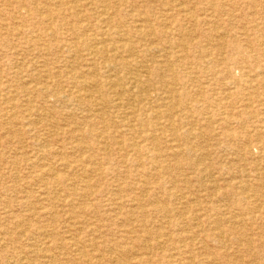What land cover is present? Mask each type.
Wrapping results in <instances>:
<instances>
[{"label": "rangeland", "instance_id": "374dc122", "mask_svg": "<svg viewBox=\"0 0 264 264\" xmlns=\"http://www.w3.org/2000/svg\"><path fill=\"white\" fill-rule=\"evenodd\" d=\"M263 11L264 0H0V264H191L193 258L196 264H264ZM196 22L202 24L197 33L179 31ZM95 37L109 48L147 54L150 69L159 65L156 85L179 91L181 82H171L186 76L187 92L197 100L188 102L205 109L202 115L184 113L180 121L164 102L144 107L118 101L99 78H89L94 70L115 74L89 57L87 41ZM176 42L177 48L169 46ZM148 47L184 55L186 67L168 64L164 52L148 53ZM246 48V55L238 54ZM109 96L115 103H108ZM229 116L234 121L228 125ZM195 122L198 138L175 141L172 133L187 136ZM169 124L176 130L170 132ZM146 133L155 142H146ZM139 144L148 147L142 156L133 150ZM178 145L182 152L172 156ZM135 154L140 161L130 166L126 161ZM200 156L226 169L214 171L222 178L216 179L222 188L216 197L208 189L206 165L194 166ZM194 171L207 179L197 182ZM230 182L247 185L245 196L226 192ZM235 202L241 206H230ZM154 203L168 217L152 209Z\"/></svg>", "mask_w": 264, "mask_h": 264}, {"label": "bare ground", "instance_id": "6f19581e", "mask_svg": "<svg viewBox=\"0 0 264 264\" xmlns=\"http://www.w3.org/2000/svg\"><path fill=\"white\" fill-rule=\"evenodd\" d=\"M123 1V0H122ZM149 1V0H148ZM177 0H172V2H176ZM192 1H194V0H192ZM259 1V0H258ZM45 2V1H44ZM153 3H155V4H157L156 3V1L155 2H153ZM160 3H162V2H160ZM171 3V2H170ZM188 3V2H187ZM263 3V2H262ZM226 4V3H225ZM246 4V3H245ZM248 4V3H247ZM246 4V5H247ZM184 5V4H183ZM182 5V6H183ZM261 5V4H260ZM87 6V5H86ZM86 6H85V8H86ZM174 6V5H173ZM104 7V6H103ZM221 7V6H220ZM253 7V6H252ZM185 8V7H184ZM254 8V7H253ZM256 8V7H255ZM126 9V8H125ZM163 9V8H162ZM194 9V8H193ZM250 9V8H249ZM261 9V8H260ZM86 10H88V9H86ZM89 11V10H88ZM93 11V10H92ZM168 11V10H167ZM193 11V10H192ZM222 10H217V12H221ZM248 11V10H247ZM97 12V11H96ZM160 12V11H159ZM158 12V13H159ZM249 12H251V11H249ZM249 12H247V13H249ZM264 12V11H263ZM150 13V12H149ZM154 13V12H153ZM224 13V12H223ZM222 13V14H223ZM231 13V12H230ZM246 13V14H247ZM164 14V13H163ZM165 14H168V13H165ZM237 14V13H236ZM245 14V15H246ZM260 14V13H259ZM102 15V14H101ZM159 15V14H158ZM225 15V14H224ZM230 15H232V14H230ZM243 15V14H242ZM165 16V15H164ZM91 17V16H90ZM158 17V16H157ZM166 17V16H165ZM169 17V16H168ZM167 17V18H168ZM226 17V16H225ZM232 17V16H231ZM237 17V16H236ZM247 17H248V15H247ZM261 17V16H260ZM229 18V17H228ZM108 19V18H107ZM144 19V18H143ZM157 19V18H156ZM200 19V18H199ZM246 19V18H245ZM262 19V18H261ZM144 21H145V19H144ZM157 21V20H156ZM165 21V20H164ZM200 21V20H199ZM207 20H205L204 22H206ZM227 21V20H226ZM239 21H241V20H239ZM238 21V22H239ZM252 21V20H251ZM85 22V21H84ZM128 22V21H127ZM204 22H203V24H204ZM256 22V21H255ZM139 23H141V22H139ZM201 22H196L195 23V25H194V27H193V29H187L186 28V30L185 29H183V26L182 27H179V31L182 33H184V35L185 36H191V35H193V34H195V33H197V27L199 26L200 27V25H202V24H200ZM262 23V22H261ZM185 25V24H184ZM227 25V24H226ZM204 26V25H203ZM231 26V25H230ZM139 27V26H138ZM212 27V26H211ZM224 28V27H223ZM199 29V28H198ZM200 30H201V28H200ZM202 31V30H201ZM233 29L231 30V31H226L227 33H231V34H233ZM159 32V31H158ZM251 32V31H250ZM87 33H89V32H87ZM264 33V32H263ZM165 34H167V32H163V34L162 35H165ZM222 34V33H221ZM79 35V34H78ZM104 35V34H103ZM132 35V34H131ZM223 35V34H222ZM37 36V35H36ZM157 36H159L158 35V33H157ZM82 37V36H81ZM175 37V36H174ZM210 37V36H209ZM219 37V36H218ZM167 38V37H166ZM189 39V38H188ZM139 40V39H138ZM170 40V39H169ZM89 41H93V43H91V44H89ZM192 42V41H191ZM190 42V43H191ZM113 43V42H112ZM84 44H86V43H84ZM87 44H88V48H89V57H92L91 59L92 60H94V61H100L101 62V64L100 65H102L104 68H106V67H108L112 72L113 71H115V74H113V76L111 77L110 75L109 76H107L106 77V73L104 74V73H98L96 70H94L93 71V73H90L89 72V78H91L92 80H94L93 78H99V82H104V85L106 86V87H108V88H110V90H111V92H110V94H114L116 97H118V101L120 100V101H123V102H130V101H132V100H135V101H137L139 104H141L142 106H144V107H147V106H149L150 104H153V103H159V102H164L165 104H166V106H169V107H171V108H173L175 111H176V114H177V117H179V120L180 121H182V118H180V117H183V115H184V113H189V115H192V114H196L197 116H199V115H202V113L204 112V110L205 109H199V108H197V106L195 105L196 103H189L188 101L189 100H193V101H197V100H195L194 98H193V95L191 96L190 95V93L189 92H187V90H189L188 89V83H189V80L186 78V76H182L181 78H178V79H173L172 81L173 82H171V84L172 85H178V82H181L179 85H180V90L178 91V90H175V89H173V88H170L171 86H169V85H166V84H163L162 82H160L159 80V82H158V85H156V84H154V83H152V79H154V78H156V77H159V65H156V67H155V69H153V66H150L151 67V69L149 68V66L146 64L147 62H146V56H147V54H145V55H143V56H139V55H136L135 53H134V51L133 50H131V48H129V47H116V48H109L107 45H106V43H105V40L104 39H96V37L95 38H89L88 39V41H87ZM212 44V43H211ZM165 45V44H164ZM264 45V44H263ZM169 46H171V47H176L177 48V46H178V43L176 42V43H174V44H172V45H169ZM231 46H235V42H233V44L231 45ZM167 47V46H166ZM133 49V48H132ZM198 49V48H197ZM147 52L148 53H151V52H164L165 53V57L167 58V63L169 64V63H173V65L174 64H176V63H178V62H180L181 64H176V66H178V67H186V63L185 62H183L185 59V56L183 55V56H179L178 54H177V52H175V53H172V54H170L168 51H167V48L166 49H164V48H160V47H148L147 49ZM120 51H123L124 53H127L128 54V58H126L125 56H123L122 54H120ZM79 52V51H78ZM238 52V54H244V55H246L247 53H248V49L246 48V49H244L243 50V52L241 51V52H239V51H237ZM224 53V52H223ZM158 54V53H157ZM17 55V54H16ZM99 60H98V59ZM200 60H201V62L202 63H204V61H203V57H200ZM151 61V60H150ZM96 64V63H95ZM168 64L166 65V66H168ZM198 63H196L195 62V65H197ZM210 65L209 66H212V67H214L213 65H214V63H209ZM199 65V64H198ZM225 65V64H224ZM226 65H228V64H226ZM237 65V64H236ZM96 66V65H95ZM235 66V65H234ZM24 67V66H23ZM247 68V67H246ZM255 68V67H254ZM102 71V70H101ZM166 71H171L170 69H167ZM264 71V70H263ZM105 72V71H104ZM204 71H202V73H203ZM190 73H193V72H190ZM205 73V72H204ZM203 73V74H204ZM249 74V73H248ZM261 74V73H260ZM189 76L191 77V75L189 74ZM216 76L218 77V74H216ZM262 76V75H261ZM250 77V76H249ZM257 77V76H256ZM251 78V77H250ZM46 79V78H45ZM102 79V80H101ZM160 80H161V78H160ZM60 81V80H59ZM95 82H97V83H99L98 81H96V80H94ZM196 82H198V85H200L202 82H201V80L200 79H198V80H196ZM160 83V84H159ZM225 84V83H224ZM228 84L229 85H235V84H237V82L236 81H230V82H228ZM28 86V85H27ZM226 86V85H225ZM244 86V85H243ZM264 86V85H263ZM91 87H93V86H91ZM260 88V87H259ZM258 88V89H259ZM262 88V87H261ZM254 89V88H253ZM264 89V88H263ZM64 90V89H63ZM220 91H221V89H219ZM226 90V89H225ZM228 90V89H227ZM258 91V90H257ZM263 91V90H262ZM252 92H253V90H252ZM195 94H197V97L199 98H206V100H210L209 99V96H203L202 94H203V92H200V93H198V92H196ZM234 94H232L231 92H229L228 93V96L230 97V96H233ZM249 95V94H248ZM256 95V94H255ZM258 95V94H257ZM90 97V96H89ZM192 97V98H191ZM80 98V97H79ZM109 99L111 98V96H109L108 97ZM199 98V99H200ZM85 99V98H84ZM88 99V98H87ZM108 99V100H109ZM107 100V101H108ZM4 101V100H3ZM214 101H215V99H214ZM186 102L187 103H189V104H186ZM108 103H115L114 101H113V99L111 98L109 101H108ZM32 104V103H31ZM131 105V104H130ZM104 106V105H103ZM201 106V105H200ZM237 106V105H236ZM257 107V106H256ZM203 108H205V107H203ZM212 109H213V107H211ZM105 109V108H104ZM96 110V109H95ZM264 112V111H263ZM96 113V112H95ZM213 113V112H212ZM78 114V113H77ZM76 114V115H77ZM247 114V113H246ZM248 114H251V113H248ZM248 114H247V116H248ZM113 115V114H112ZM120 116V115H119ZM209 116V115H208ZM214 116V115H213ZM212 116V117H213ZM246 116V115H245ZM258 116V115H257ZM66 117V116H65ZM37 118V117H36ZM54 118V117H53ZM126 118V117H125ZM153 118V117H152ZM174 118V117H173ZM214 118V117H213ZM216 118V117H215ZM227 118V117H226ZM42 119H43V117H42ZM119 119V118H118ZM22 120V119H21ZM40 120V119H39ZM56 120V119H55ZM122 120V119H121ZM134 120V119H133ZM227 120H228V122H227ZM227 120H226V122H225V124H228L229 125V122H231V121H234V118L233 117H231V116H229L228 118H227ZM249 120V119H248ZM198 121H199V119H198ZM213 120H212V118L209 120V123L208 124H210V125H212L213 124V122H212ZM38 122V121H37ZM57 122V121H56ZM200 122H201V119H200ZM199 122V123H200ZM46 123V122H45ZM61 123V122H60ZM113 123H114V121H113ZM132 123H134V122H132ZM177 123V122H176ZM199 123H197V122H195V123H193V124H191V128L193 129L192 131H190L189 133H188V135L187 136H181V135H179V134H177V133H172V136L174 137V139H175V141H178V142H183V141H188L187 139L190 137V136H194V134H197L195 131H197L198 130V128H197V126H199ZM243 123V122H242ZM187 124V123H186ZM27 125V124H26ZM93 125V124H92ZM115 125H117V124H115ZM179 125V124H178ZM230 125H234V124H230ZM60 126H64V125H60ZM95 126V125H94ZM162 126V125H161ZM174 126V125H173ZM83 127V126H82ZM93 127V126H92ZM227 127V126H226ZM243 127V126H242ZM250 127V126H249ZM63 128H65V127H63ZM107 128V127H106ZM111 128H113V127H111ZM117 128H118V126H117ZM121 128V127H120ZM119 128V129H120ZM185 128V127H184ZM116 129V128H115ZM126 129V128H125ZM130 129V128H129ZM133 129V128H132ZM73 130V129H72ZM176 129L174 128V127H172V125H170L169 124V131L170 132H173V131H175ZM218 130V129H217ZM117 131V130H116ZM168 131V130H167ZM168 131V132H169ZM107 132V131H106ZM260 132V131H259ZM264 132V131H263ZM261 133V132H260ZM102 134V133H101ZM124 134V133H123ZM177 134V135H176ZM96 135V134H95ZM119 135V134H118ZM176 135V136H175ZM198 135H200V134H197V138H198ZM224 135H225V133H224ZM226 135H231L230 134V132L229 131H227L226 132ZM257 135H258V133H257ZM65 136H67L66 134H65ZM64 136V137H65ZM128 136V135H127ZM264 136V135H263ZM99 137V136H98ZM101 137V136H100ZM121 136H119V138H120ZM124 137V136H123ZM131 137V136H130ZM81 138V137H80ZM145 139V141L147 142V140H149V138H152V139H154V142H155V139L156 138H153V136L151 135V134H148V133H146V135H145V137H144ZM36 138H34V140H35ZM67 139V138H66ZM65 139V140H66ZM111 139V138H110ZM257 139V138H256ZM262 139V138H261ZM260 139V140H261ZM151 140V139H150ZM263 140V139H262ZM261 140V141H262ZM67 141V140H66ZM113 141V140H112ZM124 141H126V140H124ZM131 141V140H130ZM248 141V140H247ZM257 141V140H256ZM264 141V140H263ZM58 142V141H57ZM107 142V141H106ZM116 142V141H115ZM132 142V141H131ZM152 142V141H151ZM244 142V141H243ZM74 143V142H73ZM102 143V142H101ZM119 143V142H118ZM123 143V142H122ZM140 143V142H139ZM142 143V142H141ZM144 143V142H143ZM170 143V142H169ZM64 144V143H63ZM68 144V143H67ZM104 144V143H103ZM106 144V143H105ZM107 144H108V142H107ZM134 144H135V142H134ZM245 144V143H244ZM249 144V143H248ZM247 144V145H248ZM122 145V144H121ZM246 145V144H245ZM39 146H41V145H39ZM132 146H133V144H132ZM53 147V146H52ZM79 147H81L82 148V146H79ZM136 147H137V149H136ZM136 147H134L133 148V150H135L136 151V154H140V156H142L141 154H145V152L148 150V147H147V145L145 144H142L141 146H140V144H139V146H137L136 145ZM32 148H33V146H32ZM47 148H49V147H47ZM78 148V147H77ZM122 148H123V146H122ZM121 148V149H122ZM153 148V147H152ZM179 148H180V150H179ZM181 146L180 145H178V147H177V150L179 151H177L176 149H174V148H171L170 149V154L172 155V156H176V155H178L180 152H182L181 151ZM261 151H262V153L264 154V142H263V147L262 148H259ZM107 150V149H106ZM105 150V151H106ZM192 148H190L189 149V156H190V153H192ZM221 150V149H220ZM123 151V150H122ZM234 152V151H233ZM81 153V152H80ZM125 153V152H124ZM228 153V152H227ZM232 153V152H231ZM235 153V152H234ZM127 154H129V152L127 153ZM126 154V155H127ZM135 154V156H138V155H136ZM149 154V153H148ZM156 154H158V153H156ZM40 155V154H39ZM54 155V154H53ZM60 155V154H59ZM134 155V154H133ZM154 155V154H153ZM205 155H207V154H204L203 156H205ZM212 155V154H211ZM225 155V154H224ZM231 155V154H230ZM242 155V154H241ZM240 155V156H241ZM248 155H250V154H248ZM52 156V155H51ZM128 156V155H127ZM127 156H125V157H127ZM145 156V155H144ZM197 156H199V155H197ZM232 156V155H231ZM235 156V155H234ZM40 157H41V155H40ZM159 157V156H158ZM165 157V156H164ZM201 157V156H200ZM221 157V156H220ZM223 157V156H222ZM227 157V156H226ZM128 158V157H127ZM145 158V157H144ZM147 158V157H146ZM151 158V157H150ZM160 158V157H159ZM169 158V157H168ZM214 158V157H213ZM244 158V157H243ZM242 158V159H243ZM251 158V157H250ZM81 159V158H80ZM118 159V158H117ZM123 159V158H122ZM140 159H141V157H140ZM143 159V158H142ZM262 159V158H261ZM264 159V158H263ZM73 160V159H72ZM206 160V159H205ZM249 160H251V159H249ZM260 160V159H259ZM40 161V160H39ZM121 161V160H120ZM120 161H119V163H120ZM125 160H123V162H124ZM140 160H139V156H138V158L137 157H135V159H134V157H129V159L126 161V163L128 162V164L130 165V166H134V165H136L137 163H135V162H139ZM144 161V160H143ZM152 161V160H151ZM208 161V160H207ZM210 161V160H209ZM47 162V161H46ZM122 162V161H121ZM150 162V161H149ZM227 162V161H226ZM236 162V161H235ZM97 163H99V162H97ZM125 163V162H124ZM123 163V164H124ZM141 163V162H140ZM224 163V162H223ZM234 163V162H233ZM256 163V162H255ZM104 164H105V162H104ZM122 164V163H121ZM120 164V165H121ZM144 164V163H143ZM203 164H205L206 165V169H205V172H206V175L205 174H203V172H197V171H194V172H192L191 174L193 175V179H195V180H197V182H199L201 179H204L203 178V176L205 175L206 177H208V182H209V184H208V189H209V191H212L211 193H212V195L214 196V197H216V195H217V191H222L221 189V187H219V183H220V180L222 179H218V178H216V177H214V171L215 172H218V173H220V174H222V172L223 171H225L226 169L224 168V167H221V166H216V165H214L213 163H209V164H206L205 163V161H204V159H202V157L201 158H199V159H197L196 160V163H195V167L196 166H199V165H203ZM152 165V164H151ZM177 165H182V167L183 166H187V163L186 162H184L183 164H179V163H177V162H175L174 163V166H177ZM128 166V165H127ZM129 166V167H130ZM139 166V165H138ZM145 167H147L146 165H144ZM143 166V167H144ZM117 167V166H116ZM141 167V166H140ZM139 167V168H140ZM142 167V168H143ZM165 167V166H164ZM164 167H163V169H164ZM191 167H193V166H191ZM132 168V167H131ZM137 167H135V169H136ZM167 168H169V166L167 165ZM167 168H165V172H167ZM245 168V167H244ZM101 169V168H100ZM120 169V168H119ZM152 169H154V168H152ZM170 169V168H169ZM189 169V168H188ZM254 169H256L255 167H254ZM253 169V170H254ZM130 170V169H129ZM134 170V169H133ZM148 170V169H147ZM180 169H178L177 171H179ZM250 170V169H249ZM257 170V169H256ZM255 170V171H256ZM262 170H264V168H262ZM90 171V170H89ZM125 171V170H124ZM141 171H142V169H141ZM151 171V170H150ZM244 171V170H243ZM261 171V170H260ZM123 172V171H122ZM147 172V171H146ZM174 172H176V171H174ZM232 172V171H231ZM65 173V172H64ZM130 174L132 173V171H130L129 172ZM178 173V172H177ZM176 173V174H177ZM242 173V172H241ZM57 174V173H56ZM145 174V173H144ZM16 175V174H15ZM54 175V174H53ZM129 175V174H128ZM150 175V174H149ZM116 176V175H115ZM140 176V175H139ZM152 177H153V174L151 175ZM162 176V175H161ZM204 176V177H205ZM223 176V175H222ZM45 177V176H44ZM48 177V176H47ZM79 177V176H78ZM96 177V176H95ZM163 177V176H162ZM161 177V178H162ZM205 177V178H206ZM247 177V176H246ZM261 177H263V174L261 175ZM144 178V177H143ZM157 178V177H156ZM177 178H178V176H177ZM224 178V177H223ZM243 178V177H242ZM249 178V177H248ZM258 178V177H257ZM50 179V178H49ZM146 180H147V182L149 181L147 178H145ZM207 179V178H206ZM216 179H218V181H219V183H218V181L216 180ZM234 179H236V178H234ZM18 180V179H17ZM82 180H84V179H82ZM145 180V181H146ZM153 180V179H152ZM163 180V179H162ZM232 180V179H231ZM230 180V181H231ZM258 180V179H257ZM19 181H21L20 179H19ZM85 181V180H84ZM126 181V180H125ZM177 181V180H176ZM223 181V180H222ZM263 181V180H262ZM47 182V181H46ZM77 182H78V180H77ZM76 182V183H77ZM88 182H90V181H88ZM224 182V181H223ZM228 182V181H227ZM243 182H245V180L243 181ZM80 183V182H79ZM127 183V182H126ZM170 183H172V182H170ZM180 183V182H179ZM189 183V182H188ZM84 184V183H83ZM129 184V183H128ZM205 184V183H204ZM134 185V184H133ZM147 185V184H146ZM225 185V184H224ZM227 185V184H226ZM201 186V185H200ZM251 186V185H250ZM72 187V186H71ZM85 187V186H84ZM89 187V186H88ZM142 187V186H141ZM141 187H139V189L138 190H140L141 189ZM149 187V186H148ZM199 187V186H198ZM252 187V186H251ZM183 188V187H182ZM248 186L247 185H245V184H242V185H240V186H238L237 185V183L236 182H230L229 184H228V188L225 190L226 192H238V193H240L242 196H245V194L247 193V191H248ZM262 188H263V186H262ZM143 189V188H142ZM147 189V188H146ZM249 189H250V187H249ZM12 190V189H11ZM24 190V189H23ZM160 190V189H159ZM170 190V189H169ZM252 190V189H251ZM254 190V189H253ZM260 191V190H259ZM14 192H15V190H14ZM58 192V191H57ZM142 192V191H141ZM141 192H139V193H141ZM202 192H205V191H202ZM201 192V193H202ZM3 193V192H2ZM118 193V192H117ZM144 193V192H143ZM148 193H149V191H148ZM147 193V194H148ZM176 194V193H175ZM249 194V193H248ZM86 195V194H85ZM89 195V194H88ZM154 195V194H153ZM205 195V194H204ZM256 195H257V193H256ZM157 196V195H156ZM177 196V195H176ZM182 196H183V194H182ZM222 196L224 197V194L222 193ZM252 196V195H251ZM254 196V195H253ZM206 197H207V195H206ZM233 197V196H232ZM14 198V197H13ZM176 198H179V197H176ZM212 198V197H211ZM225 198V197H224ZM254 198V197H253ZM55 199H57V198H55ZM61 199V198H60ZM197 199V198H196ZM52 200V199H51ZM118 200V199H117ZM148 200H150V198L148 199ZM209 200V199H208ZM231 200H233V199H231ZM55 201V200H54ZM58 201V200H57ZM85 201V200H84ZM115 201V200H114ZM119 201V200H118ZM163 201V200H162ZM161 201V202H162ZM166 201V200H165ZM221 201V200H220ZM240 201V200H239ZM256 201V200H255ZM107 202V201H106ZM151 202V201H150ZM155 202V201H154ZM175 202V201H174ZM210 202V201H209ZM208 202V203H209ZM218 202V201H217ZM226 202V201H225ZM244 202V201H243ZM39 203V202H38ZM90 203V202H89ZM92 203V202H91ZM152 203H153V200H152ZM156 203V202H155ZM155 203L154 204H151V206L153 205V207H152V209L154 208V210L155 211H157V212H160L159 214L160 215H163L164 217H168V211L166 210V209H162V208H160V207H155L154 205H155ZM214 203V202H213ZM256 203V202H255ZM71 204V203H70ZM140 204V203H139ZM159 204V203H158ZM161 204V203H160ZM217 204V203H216ZM259 204H260V202H259ZM6 205V204H5ZM69 205V204H68ZM76 205H78V204H76ZM122 205V204H121ZM120 205V206H121ZM165 205V204H164ZM183 205V204H182ZM237 206V207H239V206H241L239 203H237V202H235L234 204H232V205H230V206ZM261 205V204H260ZM112 206V205H111ZM117 206H118V204H117ZM150 206V207H151ZM185 206V205H184ZM198 206V205H197ZM59 207H61V206H59ZM108 208H109V206H107ZM127 207V206H126ZM132 207V206H131ZM138 207V206H137ZM193 207V206H192ZM254 207H255V205H254ZM260 208H261V206H259ZM252 208V207H251ZM31 208H29L28 210H30ZM117 209V208H116ZM256 209V208H255ZM254 209V210H255ZM118 210H120V209H118ZM181 210V209H180ZM218 210V209H217ZM239 210V209H238ZM237 210V211H238ZM248 210V209H247ZM252 210V209H251ZM111 211V210H110ZM226 211V210H225ZM255 211H257V210H255ZM120 212V211H119ZM126 212H128V211H126ZM138 212H140V211H138ZM154 212V211H153ZM157 212H155V213H157ZM173 212V211H172ZM248 212V211H247ZM254 212V211H253ZM72 213V212H71ZM223 213V212H222ZM243 213V212H242ZM257 213V212H256ZM6 214V213H5ZM80 214V213H79ZM108 214V213H107ZM130 214V213H129ZM128 214V215H129ZM144 214V213H143ZM178 214V213H177ZM176 214V215H177ZM246 214V213H245ZM121 215V214H120ZM137 215V214H136ZM139 215V214H138ZM141 215V214H140ZM220 215V214H219ZM239 214H237L236 216H238ZM248 215V214H247ZM251 215V214H250ZM24 216V215H23ZM51 216V215H50ZM226 216V215H225ZM242 216H244V215H242ZM80 217V216H79ZM115 217V216H114ZM129 217H131V216H129ZM128 217V218H129ZM143 217V216H142ZM163 217V218H164ZM174 217V216H173ZM176 217V216H175ZM198 217V216H197ZM196 217V218H197ZM52 218V217H51ZM82 218V217H81ZM128 218H127V220H128ZM225 218V217H224ZM252 218V217H251ZM259 218V217H258ZM77 219H78V217H77ZM159 219V218H158ZM165 219V218H164ZM236 219V218H235ZM250 219V218H249ZM7 220V219H6ZM133 220V219H132ZM151 220H152V218H151ZM166 220H169V219H166ZM176 220V219H175ZM211 220H213V219H211ZM230 220V219H229ZM251 220V219H250ZM252 220H253V218H252ZM36 221V220H35ZM135 221V220H134ZM148 221V220H147ZM179 221V220H178ZM186 221V220H185ZM243 221V220H242ZM246 221V220H245ZM39 222V221H38ZM171 223H172V221H170ZM189 222V221H188ZM196 222V221H195ZM250 222V221H249ZM124 223V222H123ZM181 223V222H180ZM179 223V224H180ZM213 223V222H212ZM226 223V222H225ZM238 223V222H237ZM237 223H236V225H237ZM29 224V223H28ZM41 224H43V223H41ZM40 224V225H41ZM76 224V223H75ZM141 224V223H140ZM188 224V223H187ZM233 224V223H232ZM246 224V223H245ZM253 224V223H252ZM148 225H150L149 223H148ZM153 225V224H152ZM151 225V226H152ZM181 225V224H180ZM193 225V224H192ZM257 225V224H256ZM19 226V225H18ZM154 226V225H153ZM186 226V225H185ZM195 226V225H194ZM198 226H199V224H198ZM226 226V225H225ZM232 226V225H231ZM234 226V225H233ZM244 226V225H243ZM247 226V225H246ZM249 226H250V224H249ZM262 226V225H261ZM120 227V226H119ZM156 227V226H155ZM192 227V226H191ZM216 228V227H215ZM242 228V227H241ZM182 229V228H181ZM206 229V228H205ZM212 229V228H211ZM176 230V229H175ZM213 230H215L214 228H213ZM258 230V229H257ZM264 230V229H263ZM51 231V230H50ZM178 231V230H177ZM224 231V230H223ZM235 231V230H234ZM247 231H249V230H247ZM80 232V231H79ZM174 232V231H173ZM180 232V231H179ZM184 232H187V231H184ZM190 232V231H189ZM212 232V231H211ZM251 232V231H250ZM257 232V231H256ZM35 233V232H34ZM52 233V232H51ZM118 233V232H117ZM128 233V232H127ZM157 233V232H156ZM170 233V232H169ZM176 233V232H175ZM219 233H221V232H219ZM227 233V232H226ZM255 233V232H254ZM53 234V233H52ZM89 234V233H88ZM87 234V235H88ZM177 234V233H176ZM203 234V233H202ZM260 234V233H259ZM40 235V234H39ZM54 235V234H53ZM86 235V236H87ZM181 235V234H180ZM253 235V234H252ZM251 235V236H252ZM35 236V235H34ZM41 236V235H40ZM176 236V235H175ZM190 236H191V234H190ZM212 236H214V235H212ZM233 236V235H232ZM259 236V235H258ZM39 237V236H38ZM46 237V236H45ZM163 237H165V236H163ZM216 237V236H215ZM246 237V236H245ZM250 237V236H249ZM34 238V240H35V237H33ZM96 238V237H95ZM157 238H158V236H157ZM204 238V237H203ZM214 238V237H213ZM251 238V237H250ZM263 238V237H262ZM53 239H54V237H53ZM193 239V238H192ZM220 239V238H219ZM29 240V239H28ZM154 240V239H153ZM156 240V239H155ZM167 240V239H166ZM165 240V241H166ZM179 240V239H178ZM222 240H223V238H222ZM248 240V239H247ZM14 241V240H13ZM56 241H58V240H56ZM105 241V240H104ZM202 241V240H201ZM243 241V240H242ZM249 241V240H248ZM259 241H261V240H259ZM258 241V242H259ZM32 242V241H31ZM42 242V241H41ZM199 242V241H198ZM237 242V241H236ZM247 242V241H246ZM252 242V241H251ZM34 243V242H33ZM90 243V242H89ZM161 243V242H160ZM162 243H164V242H162ZM177 243V242H176ZM260 243V242H259ZM22 244V243H21ZM35 244V243H34ZM38 244V243H37ZM64 244V243H63ZM236 244H238V243H236ZM247 244H249V243H247ZM31 245H33V244H31ZM163 245V244H162ZM87 246V245H86ZM89 246V245H88ZM170 246V245H169ZM224 246V245H223ZM240 246V245H239ZM6 247V246H5ZM30 247V246H29ZM35 247V246H34ZM33 246L32 247H30V248H34ZM157 247V246H156ZM255 247H256V245H255ZM260 247V246H259ZM28 248V247H27ZM92 248V247H91ZM144 248V247H143ZM163 248V247H162ZM168 248V247H167ZM218 248V247H217ZM56 249V248H55ZM154 249V248H153ZM156 249V248H155ZM159 249H160V247H159ZM172 249V248H171ZM185 249V248H184ZM206 249V248H205ZM223 249V248H222ZM251 249V248H250ZM164 250V249H163ZM254 250H255V248H254ZM78 251V250H77ZM260 251V250H259ZM33 252V251H32ZM75 252V251H74ZM73 252V253H74ZM185 252V251H184ZM250 252V251H249ZM256 252V251H255ZM262 252V251H261ZM78 253V252H77ZM32 254V253H31ZM65 254V253H64ZM69 254H71V253H69ZM85 254V253H84ZM124 254H126V253H124ZM135 254V253H134ZM145 254V253H144ZM149 254H151V253H149ZM258 254H260V253H258ZM59 255V254H58ZM263 255V254H262ZM57 256V255H56ZM60 256V255H59ZM135 256V255H134ZM139 256V255H138ZM97 257V256H96ZM136 257V256H135ZM165 257H167V256H165ZM175 257V256H174ZM192 257V256H191ZM235 257V256H234ZM124 258H125V256H124ZM152 258V257H151ZM150 258V259H151ZM168 258V257H167ZM166 258V259H167ZM239 258V257H238ZM241 258V257H240ZM43 259V258H42ZM41 258H40V260H42ZM97 259V258H96ZM129 259V258H128ZM12 260V259H11ZM10 260V261H11ZM19 260H21V259H19ZM32 260V259H31ZM48 260V259H47ZM67 260V259H66ZM70 260V259H69ZM79 260V259H78ZM92 260V259H91ZM101 260V259H100ZM65 261V260H64ZM68 261V260H67ZM155 261H156V259H155ZM24 262V261H23ZM43 262V261H42ZM58 262V261H57ZM101 262V261H100ZM126 262H129V261H126ZM147 262H149V261H138V264H146ZM14 263V262H13ZM64 263V262H63ZM69 263V262H68ZM86 263V262H85ZM102 263V262H101ZM113 263V262H112ZM155 263V262H154ZM157 263V262H156ZM168 263V262H167ZM197 263V260L195 259V258H193V262L191 263V264H196ZM248 263V262H247ZM250 263V262H249ZM46 264V263H45ZM172 264V263H171ZM175 264H176V262H175ZM188 264V263H187ZM224 264H225V262H224Z\"/></svg>", "mask_w": 264, "mask_h": 264}]
</instances>
